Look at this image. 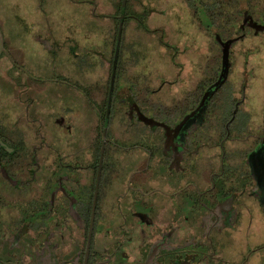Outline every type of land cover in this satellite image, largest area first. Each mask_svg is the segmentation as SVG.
Returning <instances> with one entry per match:
<instances>
[{
	"label": "flooded vegetation",
	"instance_id": "af4514ba",
	"mask_svg": "<svg viewBox=\"0 0 264 264\" xmlns=\"http://www.w3.org/2000/svg\"><path fill=\"white\" fill-rule=\"evenodd\" d=\"M33 1L10 23L0 9V78L15 104L0 121V264H264V95L246 82L264 61L245 57L246 79L230 80L237 53L264 48V17L241 11L227 36L192 7L206 0H183L213 36L212 65L179 61L129 0H72L90 4L97 33ZM130 20L160 33L155 61L167 54L174 73L126 60ZM247 38L255 46L238 47Z\"/></svg>",
	"mask_w": 264,
	"mask_h": 264
},
{
	"label": "rangeland",
	"instance_id": "374dc122",
	"mask_svg": "<svg viewBox=\"0 0 264 264\" xmlns=\"http://www.w3.org/2000/svg\"><path fill=\"white\" fill-rule=\"evenodd\" d=\"M33 4V0H15L14 4L6 3L4 0L0 3V9L1 13L5 14L10 19L8 20V23H10V21L14 19L12 14L19 12H32V8H34L32 7ZM128 4L129 9L134 13H140L143 10H147L146 22L151 29L163 25V28L165 29L164 38L174 44V46L176 45L175 50H178L177 57L179 61L188 62L192 59L204 60L212 65H215L220 61L219 50L213 42V36H209L206 32H203L207 35L204 36L202 32H198V27L195 25L192 17L188 14L190 10L186 8L183 0H129ZM45 7L49 8L50 11L56 12V14H58V16H56L57 19H62L64 17L65 19H70V13H77L82 17L80 18L82 29L88 28L96 33L99 32V30H97L99 27H97L94 22H91L88 15H86L90 8L88 2L74 4L72 0H46ZM100 8L101 11L113 10L108 4H102ZM237 21H239V18ZM78 23H80V21ZM137 24L133 20H130L126 25V44L129 46L130 52L127 50L125 58L126 60H129L131 64L143 60L147 63V67L151 69L150 75L153 73V76L155 77V64L153 62L159 65L165 64L166 67H170V58L166 57L167 54H165V59L155 61L158 56V50L161 49V44L158 41V35L160 33L154 32L156 33L155 35L149 34L148 31L145 32L144 29H140ZM215 26L216 25L214 24L213 27L216 28ZM234 26L235 23L228 26L231 27V29L229 32H226L227 36H230L233 33L232 30L234 29ZM92 27L96 29H93ZM19 28H23V26L20 25ZM26 28L27 27L19 30L24 31ZM254 42H257L256 39L254 41L247 38L240 41L238 47H242L243 45L246 47L247 45L254 47ZM261 50L264 51V48H261V43H259L257 48L254 47L252 50L249 49V51L245 53L243 51L240 54L237 53L238 55H235V61L237 62L234 63L235 69L230 76L232 83L237 82L240 77L239 84L246 79L243 73V64L246 62L245 57H248V61L250 57V59L256 62L264 61V56ZM253 51H257L258 54L255 52L253 53ZM163 52H165L164 49ZM170 53H172V51ZM250 62L252 61L250 60ZM163 69L165 70L164 67ZM168 69V71L172 70L171 67ZM259 69L260 71L264 70V62L260 63ZM171 72L174 73V70ZM37 73L38 70L35 68V74ZM2 74L3 72L0 70V77ZM153 76L147 78V85L150 84V87L155 86V79ZM246 82H248V94H255L256 100L261 99L264 95V73L256 74L253 78L249 74ZM8 85L9 84L3 83L0 78V121L4 124L12 122L13 118L11 113L14 112L15 109V104L12 102V91L9 89ZM255 99L252 98L253 101Z\"/></svg>",
	"mask_w": 264,
	"mask_h": 264
},
{
	"label": "trees",
	"instance_id": "16d2710c",
	"mask_svg": "<svg viewBox=\"0 0 264 264\" xmlns=\"http://www.w3.org/2000/svg\"><path fill=\"white\" fill-rule=\"evenodd\" d=\"M192 7L196 10L198 7L204 8L203 12L205 11L215 25L221 23L230 26L241 11L247 9L256 16L264 17V0H206L201 1L199 5L193 4Z\"/></svg>",
	"mask_w": 264,
	"mask_h": 264
},
{
	"label": "water",
	"instance_id": "95a60500",
	"mask_svg": "<svg viewBox=\"0 0 264 264\" xmlns=\"http://www.w3.org/2000/svg\"><path fill=\"white\" fill-rule=\"evenodd\" d=\"M244 14H245L244 21H246V19L248 18V11L245 10ZM257 27H259V26H257ZM120 34H121V30H120V33H119V40H120ZM217 38L220 39L219 36ZM3 51H5V47H4L2 33L0 31V55L2 54ZM228 66H229V53H228V49L226 48V52L224 50L222 72L220 74V77H219L218 81L214 84V88L217 87L220 83H222L224 81V79H225V77L227 75ZM211 90H212V88H211Z\"/></svg>",
	"mask_w": 264,
	"mask_h": 264
}]
</instances>
